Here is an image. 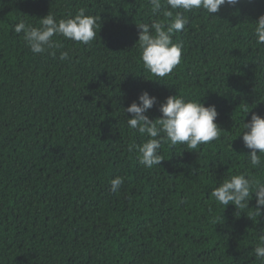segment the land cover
Returning <instances> with one entry per match:
<instances>
[{"label": "trees", "instance_id": "obj_1", "mask_svg": "<svg viewBox=\"0 0 264 264\" xmlns=\"http://www.w3.org/2000/svg\"><path fill=\"white\" fill-rule=\"evenodd\" d=\"M79 8L100 17L87 45L54 36L55 55L33 54L13 31ZM166 9L164 0L155 13L150 0H0V264H264L253 253L264 235L255 197L238 209L210 195L240 172L264 180L242 139L252 113L264 116L254 35L264 0L184 13L189 23L173 34L181 62L159 78L144 67L137 24L168 23ZM145 90L157 97L153 120L169 95L214 104L220 138L196 150L163 143L160 166L146 168L129 145L147 136L125 113Z\"/></svg>", "mask_w": 264, "mask_h": 264}, {"label": "clouds", "instance_id": "obj_2", "mask_svg": "<svg viewBox=\"0 0 264 264\" xmlns=\"http://www.w3.org/2000/svg\"><path fill=\"white\" fill-rule=\"evenodd\" d=\"M168 9L163 16L169 19L168 23L154 20L151 23L137 24L139 29L138 46L141 50V59L144 67L153 76L163 78L168 76L180 64L184 45L180 41H173V34L184 30L189 23V17L184 13L194 9H204L210 15L219 12L221 6H236L240 0H164ZM153 12H160L162 0H150ZM175 11V15L173 14ZM183 10V11H180ZM214 16V15H213ZM100 17L87 14L85 8H79L76 13L67 18L57 20L50 11L40 18L38 26L21 19L15 24L13 31L23 33L24 40L33 54H43L63 47L53 40L54 36H63L66 39L89 44L96 38ZM254 35L258 44H264V15L255 21ZM67 51L60 52L61 61L68 60ZM125 109L128 117L129 129L138 131L147 139L142 144L129 145V151L136 150L139 163L146 168L160 166L164 158L161 155L163 143L187 145V149L196 150L202 144L218 140L222 128L216 122L218 111L216 106L205 105L201 99H190L184 95H169L164 103L160 104L161 116L155 120L146 114L157 103V97L147 90ZM249 111L247 112L248 115ZM243 145L250 151L248 162L253 168L264 167V116L252 113L251 119L243 124ZM224 130V129H223ZM246 130V131H245ZM240 136V135H239ZM111 191L117 192L123 184L122 177H115L110 181ZM210 195L225 206L235 205L238 209L249 207L250 200L255 197L257 215L264 213V180L248 175L246 172L230 175L215 187ZM251 197V199H249ZM256 259L264 261V235L260 236L259 243L253 248Z\"/></svg>", "mask_w": 264, "mask_h": 264}]
</instances>
